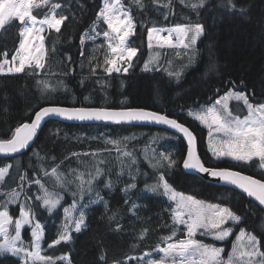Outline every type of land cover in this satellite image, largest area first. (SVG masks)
Masks as SVG:
<instances>
[{
    "label": "trees",
    "instance_id": "trees-1",
    "mask_svg": "<svg viewBox=\"0 0 264 264\" xmlns=\"http://www.w3.org/2000/svg\"><path fill=\"white\" fill-rule=\"evenodd\" d=\"M102 2L49 0V7L54 3L62 5L57 11L67 19L60 33L52 30L46 35L48 58L45 69L39 74L33 70L18 75H0V139L11 138L16 127L30 122L35 112L44 106L40 100L42 84L38 81H47L61 86L56 94V99L62 103L59 106L107 105V108H143L166 114L193 132L198 154L206 167L233 169L264 180L262 171H254L256 162L234 165L214 161L207 150V131L185 114L187 109L211 103L231 89L244 92L251 102H264V0H233L235 11L229 7L228 0H205L204 6L197 8L192 5L199 4V0H140L142 8L135 0H122L136 25L130 45L138 49L127 75H107L103 67L96 68L93 74V67L104 65L107 47L101 38L81 44V36L96 20ZM241 8L245 9L243 14L239 11ZM33 14L37 19L43 18L42 12ZM195 24L204 26V34L195 47L193 65L188 69L183 67L185 72L179 83L164 73L162 61H158L150 71L143 70L150 57L148 28ZM21 26L14 20L0 32V59L5 52L7 59L14 55L20 41ZM104 28L106 25L101 23L98 30ZM161 54L171 60V50H162ZM155 132L162 133V136L149 141ZM124 138L129 140L125 142ZM108 140L121 143L112 145L106 143ZM152 147L157 152V160L163 153L175 161L174 167H166L162 172L177 193L229 206L235 214L242 216L241 225L260 237L264 245V235L257 230V225L264 219V212L238 192L183 172L181 165L186 146L180 138L163 130L118 125H69L51 121L42 128L28 152L12 159L0 158V167L8 163L14 165V160L19 159V169L16 168L19 178L24 175L27 182L39 179L46 183L45 171L51 172L57 165L59 172L76 174L78 171L85 175L87 166H100L105 174L95 182V186L103 201L86 209V227L80 233L72 232L70 242H61L51 249L48 247L57 238L63 208L73 198L67 196L59 210L51 215L31 202L34 210L39 211V222L45 226L43 254L52 257L67 255L71 264H134L132 259L152 252L159 243V237L173 229L170 203L164 196L146 190V185L153 180L144 176L154 173L140 155ZM118 148L121 153L127 151L132 155L118 158ZM120 159L125 165L134 159L135 164L131 168L125 166L123 174L118 176ZM13 172L11 170L10 175ZM109 179L112 187L105 188ZM25 181H17L10 189L22 187L27 183ZM131 184L136 187L125 192ZM52 190L57 192L56 188ZM94 194L86 195L83 201ZM133 204L137 205L135 209ZM11 215L17 216V207L12 208ZM23 236L27 242L31 240L28 229L24 230ZM261 250L264 251V247ZM101 256L104 259H100ZM0 264L22 262L11 255H3ZM57 264L63 262L58 260Z\"/></svg>",
    "mask_w": 264,
    "mask_h": 264
},
{
    "label": "snow or ice",
    "instance_id": "snow-or-ice-1",
    "mask_svg": "<svg viewBox=\"0 0 264 264\" xmlns=\"http://www.w3.org/2000/svg\"><path fill=\"white\" fill-rule=\"evenodd\" d=\"M135 3L141 8L143 7L140 0H135ZM48 4L49 0H0V32H3L14 20L19 21L22 25L19 32L22 39L16 49V54L12 56L11 61L7 59L0 61V74L22 73L26 68L45 69L48 51L45 46V37L41 33L45 32V27L49 31L54 30L56 33H60L61 27L67 19L65 15L57 11L62 8V5L54 3L50 5L51 15H45L38 21L32 10ZM204 4L205 0H199V4H193L192 7H203ZM228 5L231 10H236L233 0H228ZM239 11L243 14L245 9L241 8ZM101 22L106 25V28L102 31L98 30ZM37 24H39V27H37ZM135 28L134 19L129 10L124 7L122 0H103L100 10L96 14V20L90 29L86 30L81 36V44L83 45L85 37L95 40L102 35L107 49L111 53V56H106L103 66L97 64L96 67L91 69L93 74L98 67H103L107 75L128 72V68L132 66L133 58L136 57L138 52L137 48L130 45V37L135 34ZM89 32L94 35H90ZM203 34L204 26L201 24L176 25L167 29L148 28V47L152 49L155 45L159 48L181 49L187 55L189 63H191L195 58V46ZM100 47H103V45ZM53 51H55V48H53ZM83 55L84 53L81 51V56L83 57ZM5 56H7V52H5ZM68 59L70 61L71 57ZM156 59L158 60L159 57ZM17 60L19 61L18 66L16 65ZM150 63L152 62L145 63L144 70H151ZM125 64L127 67L123 66ZM5 65L9 66L5 68ZM169 75H175L178 79L181 76V71L169 72ZM38 83L43 84L45 89L50 87L47 81H38ZM241 83L243 84V81ZM231 101L242 102L247 109V115L241 118L240 115L234 113L230 108ZM188 115L194 117L201 125L209 129L208 150L213 157L217 159L227 157L237 163L242 161L251 162L254 161V158H258L259 166L264 168V104L254 105L249 102V98L245 93L229 90L224 96L219 97L214 105L201 109L196 113L189 112ZM52 116L79 121L103 120L116 123L137 121L166 125L182 133L187 139L188 151L183 161L184 169L206 173L213 178H218L221 182L235 186L236 189H240L249 198H252L257 207L264 212V180L255 179L252 176L243 175L231 169L205 167L196 153V138L193 132L176 119L152 110L142 108L108 110L83 107L71 109L59 106L42 107L35 112L31 123H24L16 127L11 138L0 139V155H11L25 149L35 136L41 122ZM127 139L124 138V141L126 142ZM106 143L118 146L121 141L108 140ZM92 155H97V153H92ZM131 155L127 151L121 153L118 148V158L121 156L130 157ZM165 162L167 163L165 164ZM132 164H135L134 159L127 165H125L123 159H120L121 171L117 175H122L124 167L131 168ZM174 166L175 161L171 159L170 155L163 153L160 159L152 165L153 168L157 169L162 167L172 168ZM11 167V164L0 167V182L5 181L6 177L10 175ZM58 169L59 166L57 165L51 169V172L45 171V176L55 177V186L66 192L71 191V186L75 184V191H72L73 204L70 206L71 211L69 208H64V219L57 229V238L48 245L50 249L61 244V242H70L72 232L80 233L86 227V209L90 204L103 201V197L96 191L95 186V182L105 174L100 167H96L94 173L89 171L87 179H84V173L69 178L68 174L59 172ZM25 179L24 175H20L21 182H24ZM34 183L39 186L40 193L35 197V200L39 202L36 208L46 209L50 215L53 214L54 210L61 205L63 197L59 192L49 191L39 179L35 180ZM104 186L105 188H111L112 181L109 179ZM135 187V184L128 185L124 191L127 192L130 188ZM146 188L153 193H157L162 189L163 194L176 205L174 209H171L174 230L169 236L161 238L166 246L161 247L158 244L156 248V251L163 255L159 259H148L147 264H264V251L261 250L264 245L261 243V238L255 235L254 232H247L244 228L240 229L236 241L246 240V242L240 244L234 242L232 251L229 252L227 258L222 256L223 248L194 239L199 234L209 236L213 241H225L233 233V227L226 225L231 222L238 227L240 223H243L242 216L235 214L229 206L206 203L194 198L192 195L177 193L167 182L164 173L159 175L154 184L146 185ZM21 191H24V189L21 188L20 191L12 189L11 192L6 193V201L0 203V208H3V210H0V236L4 238V242L0 243V258L4 254H11L12 257L20 259L22 264H57L58 260L71 264L67 255L52 257L42 254L41 242L46 235L45 226L36 219L37 211L29 202V198L25 197L24 201L19 200ZM94 192L97 197L96 200L90 199L86 203H80L76 199L79 196L80 200H83L86 195L90 196ZM18 202L19 216L13 219L8 205L17 204ZM125 203H128V201L126 200ZM105 207L107 209V203H105ZM132 207L135 209L137 205L133 204ZM73 213H78V215ZM113 218L109 217V219ZM180 225H184L186 229L184 232L186 238L168 242L176 236L175 229ZM13 226L14 234L10 232V227ZM25 226L31 228V243L27 245L22 238V229ZM257 230L264 235V219L257 225ZM148 255L145 254V256ZM100 259H104V257L101 256Z\"/></svg>",
    "mask_w": 264,
    "mask_h": 264
},
{
    "label": "rangeland",
    "instance_id": "rangeland-1",
    "mask_svg": "<svg viewBox=\"0 0 264 264\" xmlns=\"http://www.w3.org/2000/svg\"><path fill=\"white\" fill-rule=\"evenodd\" d=\"M33 12H42V14H43V17L45 16V15H51V11H50V7H49V4L48 5H44L43 7H41V8H39V9H33L32 10ZM38 21L40 20V19H37ZM19 22V21H18ZM102 23V22H101ZM103 24V23H102ZM37 27H39V24H37ZM171 27H173V26H171ZM171 27H168V28H171ZM21 28H22V26H21ZM165 29H167V28H165ZM21 30V29H20ZM54 31V30H53ZM48 32H49V30H47V28L45 27V32L44 33H41V35H43L45 38H46V35L48 34ZM89 34L90 35H94L93 33H91V32H89ZM165 35L167 34V33H164ZM103 39V37H102V35L101 36H99V37H97L95 40H90V39H88L87 37H85V41H84V43L83 44H85V43H87V42H95V41H97V40H99V39ZM131 38V37H130ZM21 39H22V37H20V41H21ZM104 40V39H103ZM20 41H19V43H20ZM148 42V41H147ZM106 45V44H105ZM18 46H19V44H18ZM18 46H17V48H18ZM106 47H107V45H106ZM196 47V46H195ZM149 48V47H148ZM169 47H165V48H159V47H156L155 45L153 46V48L152 49H150V57L148 58V61L147 62H152V63H150V68H151V70H152V68L157 64V62L158 61H162V63H163V66H165V68H164V73L167 75V76H169V77H171V79L175 82V83H179L180 81H181V79H182V77H183V75H184V72H185V70H183V67H187V69L189 68V67H191L192 65H193V62H194V59H193V61L191 62V63H189V60H188V57H187V55H185L184 54V52H183V50H181V49H174V48H169ZM164 49H168V50H173V51H175L174 53H173V55L171 56V60L170 59H167L166 57H164V54L162 55L161 54V51L163 50L164 51ZM196 49V48H195ZM107 52H108V56H111V53L108 51V49H107ZM16 54V51H15V53H14V55ZM195 54H196V51H195ZM196 56V55H195ZM157 57H159V59L157 60L156 58ZM4 59H7L6 57H5V55H2V57H1V59H0V61H3ZM134 59V58H133ZM7 60H9V61H11L12 60V57L10 58V59H7ZM168 60V61H167ZM176 61H180V62H178V63H176L177 65H180V66H177L176 64H174ZM154 61V62H153ZM133 62V61H132ZM183 62V63H182ZM18 64H19V61L17 60L16 61V65L18 66ZM145 65V64H144ZM9 65H5V68H7ZM124 67H127V65L125 64V65H123ZM130 68H132V66L130 67ZM130 68H128V72L127 73H124V72H120V73H112V74H116V75H127L128 73H129V69ZM34 69H29V68H26L25 69V71H33ZM143 70H144V66H143ZM36 72H37V74H39V72L41 71V70H35ZM147 71H150V70H147ZM176 71H181V76L177 79V77L175 76V75H169V72H176ZM23 73V72H22ZM22 73H12V74H9V73H4V74H0V75H18V74H22ZM111 74V75H112ZM48 84L50 85V87L48 88V89H45L44 88V86H43V84H42V86H41V89H42V96H41V104L42 105H54V106H59L60 104H62L61 102H59L58 101V99H56V94H57V92L58 91H60V88H61V86L58 84V85H56V84H53V83H50V82H48ZM55 89V90H52V89ZM232 91H235V90H233V89H231ZM229 91H227L226 93H228ZM237 92H239V91H237ZM226 93H223L222 95H220V96H218V98L219 97H222V96H224ZM244 93V92H243ZM218 98H216V99H214L211 103H208V104H202V105H199L198 107H193V108H189V109H187V111L185 112V114H186V116H188L189 118H191L192 120H195L194 119V117H192V116H189L188 115V113L189 112H193V113H196V112H198L199 110H201V109H206L207 107H210V106H212V105H214L215 104V101L218 99ZM249 102L250 103H252V104H254V105H260V104H264V102H260V103H254V102H251L250 100H249ZM125 106V105H124ZM84 107H92V106H84ZM108 106L107 105H102L101 107H97V108H107ZM230 108H231V110L234 112V113H236V114H238V115H240V117L241 118H243V116H245V115H247V109L244 107V105H243V103L242 102H236V101H231L230 102ZM196 122H198L199 123V121H197V120H195ZM200 124V123H199ZM201 125V124H200ZM203 128H205V130L207 131V137H206V144H207V150H208V144H209V129L207 128V127H205V126H203V125H201ZM138 132H141V131H138ZM160 136H162V133H159V132H155L154 134H152L150 137H149V141H154V140H156V139H159L160 138ZM135 137H132L131 139H134ZM129 140V139H128ZM208 153H209V155L211 156V158L214 160V161H217V162H231V164H234V165H242V164H245V165H249V164H251L252 162H256V164H257V167H255V169L256 170H254V171H262L263 173H264V168H261L260 166H259V160H258V158H254V161H251V162H239V163H237V162H234V161H232L230 158H227V157H223V158H219V159H217V158H215V157H213V155H212V153L208 150ZM156 156H157V152L155 151V149L152 147V148H147V149H145L144 151H142L141 152V155H140V158L141 159H143L144 161H145V163L147 162L148 163V165H149V167L151 168V172H153L154 174H150V173H146V176H144V177H146V178H150V179H152L153 181L152 182H149L148 183V185L147 186H150V185H152V184H154L157 180H158V177H159V175L161 174V173H163L162 171L166 168V167H162V168H153L152 167V165L156 162V160H157V158H156ZM9 164H11L12 165V167H11V169H10V172H11V170H14V172H13V174L12 175H10L9 176V178L7 179V177H6V179H5V181H3V182H0V203H3L4 201H6V199H7V196H6V193H8V192H11V190L12 189H10L11 187H12V185H15L16 183H17V181L18 182H20V178L18 177V172L19 171H16V168H18L19 169V159H15L14 160V165H13V163H8V164H6L5 166H7V165H9ZM96 167H100V166H96ZM96 167H89V166H87L86 168H85V172L86 173H88L89 171H91V172H95V168ZM231 170H233V169H231ZM234 171H236V170H234ZM62 172V171H61ZM76 172V174H79V173H81V172H78V171H75ZM62 173H64V172H62ZM65 174H68L69 175V178L72 176H74V175H76V174H71V173H65ZM47 178H46V183H44V182H42L46 187H47V189L49 190V191H51V192H56V191H54V190H52V188H56V190H57V192H59L60 193V195L63 197V199H62V201H61V205L62 204H64V202H65V200H66V197L67 196H70L71 198H73V195H72V191H75V184H73L72 186H71V191H63L61 188H59V187H56L55 185H56V179H55V177H51V176H46ZM74 178V177H73ZM84 179H87V175H84ZM35 181V180H34ZM34 181H30V182H27V181H25V182H27L25 185H23L22 187H18V188H14V189H16L17 191H20V189L21 188H23L24 189V191H21V193H20V198H19V200L20 201H24L25 200V197H27V198H29V202L31 203V202H35L36 204H35V206L37 205V203H39L38 201H36L35 200V197H36V195H39L40 193H39V186L38 185H36L35 183H34ZM146 190H147V188H146ZM148 192H151V191H149V190H147ZM151 193H153V192H151ZM154 194H158V195H162V196H164L166 199H167V201L170 203V205H171V209H174L175 207H176V205L172 202V201H170L169 200V198L167 197V196H165L164 194H163V190L162 189H160V191L159 192H157V193H154ZM76 199L77 200H79L80 201V203H86L88 200H96L97 199V197H96V195L94 194L93 195V197L92 198H89V199H87L85 202L83 201V200H80V197L79 196H77L76 197ZM206 203H208V202H206ZM73 204V201L69 204V205H67L65 208H69V210L71 211V208H70V206ZM61 205L60 206H58V208L56 209V210H54V212H53V214L54 213H56L58 210H59V208L61 207ZM91 205H93V204H90L89 206H91ZM13 207H17V216L16 217H13L12 215H11V210H12V208ZM8 209H9V211H10V215L13 217V219H15V218H18V216H19V202L17 203V204H9L8 205ZM41 209H43V208H41ZM0 210H3V208H0ZM45 212H47L46 211V209H43ZM38 213V216H40V214H39V211L37 212ZM47 214H49L48 212H47ZM74 215H78V213H73ZM171 214H172V212H171ZM36 219L38 220V218L36 217ZM63 219H64V208H63V210H62V212H61V216H60V223H59V225L61 224V222L63 221ZM39 221V220H38ZM172 222H173V219H172ZM42 225H44L43 223H42ZM226 226H228V227H233V233L228 237V238H226V240L225 241H213L212 239H211V237H209V236H201V235H199V234H197L195 237H194V239H197V240H201V241H203L204 243H209V244H214L216 247H221V248H223L224 249V252L222 253V256L224 257V258H227V256L229 255V252H231L232 251V248H233V243L234 242H236V243H238V244H240V243H244V242H246V240H242V241H239V242H237L236 241V236L240 233V229H242V228H244L242 225H241V223L239 224V226L237 227V226H235V225H233L231 222H229V224L228 225H226ZM25 229H28L29 230V235H30V231H31V228L29 227V226H25V228L24 229H22V238H23V240H24V242H25V244L27 245V244H30L31 243V240L29 241V242H27L25 239H24V236H23V234H24V230ZM245 229V228H244ZM174 229H172V231H173ZM176 230V236L175 237H173L172 238V240L171 241H168V242H175V241H178L179 239H184V238H186L185 236H184V232L186 231V229L184 228V225H180L177 229H175ZM171 231V232H172ZM10 232L12 233V234H14V226L13 227H10ZM171 232L170 233H168V234H165V235H162V236H160L159 237V239H158V241H159V245L161 246V244H163L164 243V241L161 239L162 237H167V236H169L170 234H171ZM248 232V231H247ZM249 233H251V232H249ZM30 239H31V236H30ZM4 242V238L2 237V236H0V243H3ZM42 243V245H43V241L41 242ZM157 244V245H158ZM165 244V243H164ZM157 245L153 248V250H152V252H149V253H147V254H149L148 256H145V255H142V256H140V257H138V258H134V259H132L133 260V262H134V264H147V260L148 259H159L163 254L162 253H158L157 251H156V248H157ZM164 246H166V244L164 245ZM164 246H161V247H164ZM42 254H43V252H42ZM4 255H11V254H4ZM143 258V259H142ZM20 260V259H19ZM21 261V260H20ZM62 261V260H61ZM63 262V264H66V262L65 261H62ZM117 264V263H116ZM125 264H128V263H125Z\"/></svg>",
    "mask_w": 264,
    "mask_h": 264
},
{
    "label": "water",
    "instance_id": "water-1",
    "mask_svg": "<svg viewBox=\"0 0 264 264\" xmlns=\"http://www.w3.org/2000/svg\"><path fill=\"white\" fill-rule=\"evenodd\" d=\"M48 106H54V105H44L42 107H48ZM59 107H64V108H69V109H71V108H81V107H65V106H59ZM83 108L100 109V108H97V107H83ZM103 109L120 110V109H127V108H120V109L103 108ZM39 110L40 109H38L37 111H39ZM34 116H35V114L33 115L32 119L34 118ZM169 118H171V117H169ZM172 119H174V118H172ZM51 121L61 122V123H64V124H69V125H101V126H114V125H118V126H131V127H148V128H154V129H158V130H163V131H166V132H168L170 134H173V135L177 136L178 138H180L184 142V144L186 146V154H185L184 159L187 156L188 143H187V139L185 138V136L182 133H180V132H178V131H176L174 129H171L168 126L163 125V124L147 123V122H137V121H133V122H121V123H116V122H113V121H103V120H100V121H97V120L79 121V120H74V119L73 120H68V119H64V118H61V117L52 116V117L46 118L45 120H43L41 122L39 128L37 129V132H36L35 136L29 142L28 146L25 149H22L20 152L15 153V154H11V155H0V158L1 159H12V158L18 157V156L23 155L26 152H28L30 150V148L33 146V144L35 143L38 135L40 134V132L42 130V128L45 126L46 123L51 122ZM26 123H31V121L30 122H26ZM23 124H21V125H23ZM196 153L199 156L198 149H197V140H196ZM181 169H182L183 172H185L187 174H190V175H193V176H196V177L200 178L201 180H203V181H205L207 183L213 184V185L218 186V187L228 188V189H231V190H233L235 192H238L239 194H241L245 198H247L249 201H251L252 203H254L253 200H252V198H249L246 193H243L240 189H236L235 186H233V185H228V184H226L224 182H221L218 178H213V177L209 176L206 173H200V172L195 171V170H186L183 167V162H182V165H181ZM241 174L247 175V174H244V173H241ZM253 178H255V177H253ZM255 179H257V178H255ZM254 204L256 205V203H254Z\"/></svg>",
    "mask_w": 264,
    "mask_h": 264
},
{
    "label": "crops",
    "instance_id": "crops-1",
    "mask_svg": "<svg viewBox=\"0 0 264 264\" xmlns=\"http://www.w3.org/2000/svg\"><path fill=\"white\" fill-rule=\"evenodd\" d=\"M169 49V48H168ZM165 50V49H164ZM176 51V50H175ZM175 51H173V50H171V54L173 55V53L175 52Z\"/></svg>",
    "mask_w": 264,
    "mask_h": 264
}]
</instances>
